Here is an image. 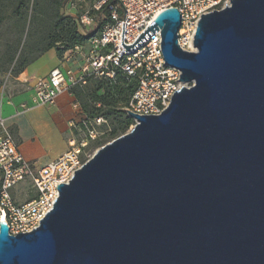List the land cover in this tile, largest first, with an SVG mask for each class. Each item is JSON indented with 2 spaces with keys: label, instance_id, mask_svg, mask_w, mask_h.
<instances>
[{
  "label": "water",
  "instance_id": "water-1",
  "mask_svg": "<svg viewBox=\"0 0 264 264\" xmlns=\"http://www.w3.org/2000/svg\"><path fill=\"white\" fill-rule=\"evenodd\" d=\"M202 15L193 46L180 14L158 15L164 64L192 83L158 115L100 147L57 186L28 233L0 223V264H264V0ZM125 51V52H126Z\"/></svg>",
  "mask_w": 264,
  "mask_h": 264
},
{
  "label": "built area",
  "instance_id": "built-area-1",
  "mask_svg": "<svg viewBox=\"0 0 264 264\" xmlns=\"http://www.w3.org/2000/svg\"><path fill=\"white\" fill-rule=\"evenodd\" d=\"M70 5L77 13L79 32L89 30L98 13L106 15V22L97 35L88 37L85 44L64 52L59 66L46 76L23 82L25 85L32 83L26 86L33 92L31 107L54 106L61 94L72 96V87L84 86L92 78L114 81L119 73L125 80L135 82L129 101L123 108L129 117L128 112L139 116L160 114L167 108L175 91L193 84L178 81L181 72L164 64L158 26H155L158 31L129 53L120 45L122 24L123 44L131 45L159 14L175 8L180 14L177 45L182 51L193 53L196 52L194 35L201 16L223 10L231 2L97 0L89 5L85 0H73ZM78 60L81 63L75 67ZM28 109L30 106L21 105L22 113ZM71 109L69 148L45 165L24 157L7 120L0 115V223L8 226L10 235L28 233L38 228L39 221L52 210L59 196L57 186L68 184L74 172L92 157L85 154V148L100 137L99 127L103 119L89 118L75 99ZM21 187H25L30 197L16 202L13 191Z\"/></svg>",
  "mask_w": 264,
  "mask_h": 264
},
{
  "label": "rangeland",
  "instance_id": "rangeland-1",
  "mask_svg": "<svg viewBox=\"0 0 264 264\" xmlns=\"http://www.w3.org/2000/svg\"><path fill=\"white\" fill-rule=\"evenodd\" d=\"M70 1L73 2V0H29L27 4L28 9L26 12V18L24 21H21L15 15H12L9 19L0 23V89H3L6 93L15 92L20 89V86L14 82V70L17 69L14 65L16 61H19V63L31 61L40 53V50L45 48L51 42L48 36L53 31V24L57 13L64 16H72L76 19L77 13L70 5ZM95 1L97 0H85V2L89 5ZM3 4H8V12H11L16 6V0L3 2ZM105 22L106 15L98 13L95 17L94 25L89 30H80V32L86 37L95 36L103 28ZM19 32H22V34H19ZM53 49L56 50L55 48ZM11 55H14L15 60L13 65L9 67L8 60ZM79 63H81V61H76L75 67H78ZM89 87L92 88L91 85ZM99 94L102 95L103 90L99 91ZM122 97L127 98L128 93H125ZM70 98L71 107L74 97L70 96ZM124 104L125 103L120 102L117 105L118 113L112 115L109 114V116L106 117L101 116L103 123L99 127L100 137L85 148V154L92 156L100 147L122 135L120 130H118L115 134H112V132L114 129L122 126L128 117L123 111ZM95 106L99 107L100 104L97 103ZM44 108L52 111H55L56 109L54 106ZM103 110L106 111L107 109L104 107ZM72 116L73 111L71 109L70 119ZM68 118L69 109L67 107L65 114L62 113L59 120L60 133L58 138L53 136L42 138L41 141L45 147L46 156L56 154L60 155L64 150L69 148L68 140L70 134ZM116 120L122 123L118 124ZM134 123V120H132V125H130L124 133L128 132ZM39 132H41V129H38L35 124L30 123L26 128L25 135L26 137L29 135L35 136L38 135ZM12 134L16 141H22L15 127L12 128ZM31 141L34 142L35 139L32 138ZM37 162L40 164V160ZM13 195L16 202L25 201L30 197V194L25 190V187L16 189L13 191Z\"/></svg>",
  "mask_w": 264,
  "mask_h": 264
},
{
  "label": "trees",
  "instance_id": "trees-1",
  "mask_svg": "<svg viewBox=\"0 0 264 264\" xmlns=\"http://www.w3.org/2000/svg\"><path fill=\"white\" fill-rule=\"evenodd\" d=\"M10 1L12 0H0V23L4 22L6 19H9L12 15H15L21 21H24L26 18V12L28 9L27 4L29 0H16V6L11 12H8L9 6L8 4H3V2ZM20 33L22 34V32H19V34ZM48 38L51 40V42L45 48L40 50V53L31 61L23 63L16 61L14 67L16 66L17 69L14 70V77L18 76L28 65H30V63L35 61L48 50L55 48L58 59H61L64 52L72 50L76 45L85 44L88 39V37L83 36L79 32L76 19H74L72 16H64L59 13H57L55 16L53 31L48 36ZM14 60V55L9 56V67L13 65ZM90 85L92 88L89 87ZM134 87V81H127L121 74L118 73L114 81L93 78L88 79L86 85L81 87H72L70 89V94L80 104L83 112L89 118L101 116L106 117L109 116V114L112 115L118 113L117 105L120 102L125 103L123 107L127 105ZM101 90H103L102 95L99 94V91ZM125 93H128L127 98L122 97ZM97 103L100 104L99 107L95 106ZM104 107L107 109L106 111L103 110ZM117 123L120 124L122 122L117 121ZM130 125H132V120L127 117L123 125L114 129L112 134H115L118 130H120L122 132L121 134L123 135Z\"/></svg>",
  "mask_w": 264,
  "mask_h": 264
},
{
  "label": "crops",
  "instance_id": "crops-1",
  "mask_svg": "<svg viewBox=\"0 0 264 264\" xmlns=\"http://www.w3.org/2000/svg\"><path fill=\"white\" fill-rule=\"evenodd\" d=\"M59 63L60 60L56 55V51L50 49L30 63L18 76L14 77V82L20 86L18 91L6 93V91L4 92L3 89H0V115L7 120L11 132L13 127L17 129L22 140L17 142L24 157L28 160H40V165L48 164L59 156V154L46 156L45 147L41 140L51 136L58 138L60 133L59 120L62 113L65 114L67 107L69 109L68 121L70 120L71 98L68 93L61 94L54 105L56 107L55 111L46 110L44 107H31L33 92L29 89L30 87L27 89L26 86L32 83L25 85L23 82L32 78L46 76L52 69L58 67ZM22 104L27 107L30 106V109L22 113ZM30 123L35 124L38 129L40 128L41 132L38 135L26 137L25 131ZM32 138L35 139L34 142L31 141Z\"/></svg>",
  "mask_w": 264,
  "mask_h": 264
}]
</instances>
